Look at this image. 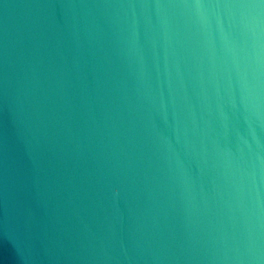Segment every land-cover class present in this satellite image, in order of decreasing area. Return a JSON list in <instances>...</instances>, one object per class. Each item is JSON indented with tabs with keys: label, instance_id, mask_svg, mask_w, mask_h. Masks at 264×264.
Segmentation results:
<instances>
[{
	"label": "water",
	"instance_id": "water-1",
	"mask_svg": "<svg viewBox=\"0 0 264 264\" xmlns=\"http://www.w3.org/2000/svg\"><path fill=\"white\" fill-rule=\"evenodd\" d=\"M0 264H264V0H0Z\"/></svg>",
	"mask_w": 264,
	"mask_h": 264
}]
</instances>
